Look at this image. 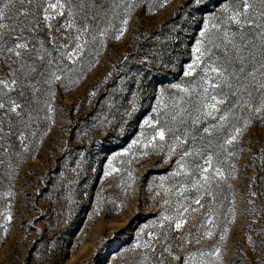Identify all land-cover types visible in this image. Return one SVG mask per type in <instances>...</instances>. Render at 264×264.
Returning <instances> with one entry per match:
<instances>
[{"label": "rangeland", "instance_id": "obj_1", "mask_svg": "<svg viewBox=\"0 0 264 264\" xmlns=\"http://www.w3.org/2000/svg\"><path fill=\"white\" fill-rule=\"evenodd\" d=\"M130 2L137 6L124 35L117 40L110 30L98 56L88 57L92 65L82 70L77 65L71 77L77 79L75 84L68 79L58 81L52 89L54 98L42 91L38 102H32L33 108L42 109L34 151L25 153L23 159L14 156L10 169L0 164V264H180L171 253L183 256L197 247L208 250L218 240L224 227L219 213H227L233 194L235 220L227 225L224 264H248L246 235L262 238L249 227L253 205L247 201L256 200L258 211L264 210V167L253 156L264 147V126L243 136L247 146L237 152L238 179L231 181L232 192L225 189L227 200L217 209L216 237L204 238L200 245L186 243L189 233L195 238L210 227L206 223L200 227L205 209L190 212L179 231L164 219L175 214L182 199L176 195L177 178L172 175L182 149L177 147L166 158L171 132L165 141L157 137L153 142L157 147L149 144L145 149L155 129L144 121L159 118L163 123L164 105L182 95L171 85L190 79L183 69L200 38L202 17L206 19L210 12H193L188 0ZM215 4L216 0H208L209 9ZM60 19L57 16L53 24ZM50 31L41 25L28 39L38 45L40 39H48ZM66 31L56 33L61 43L67 42L62 39ZM8 72V63L0 56V78ZM45 99L53 108L47 121ZM154 108L159 109V117ZM134 140L139 142L133 144ZM13 142L20 147L19 140ZM145 151L148 154L142 156ZM5 173L10 177L5 178ZM9 190L12 196L7 195ZM250 191L262 195L251 197ZM9 205L12 220L5 235ZM258 219L256 229L264 228V214Z\"/></svg>", "mask_w": 264, "mask_h": 264}, {"label": "snow or ice", "instance_id": "obj_2", "mask_svg": "<svg viewBox=\"0 0 264 264\" xmlns=\"http://www.w3.org/2000/svg\"><path fill=\"white\" fill-rule=\"evenodd\" d=\"M188 4L193 12L209 11L210 14L206 19L202 17L200 38L195 41L191 62L183 69V75L190 79L171 85L182 95L172 97V103L164 105L163 123L159 118L144 121L155 129L144 148L149 144L157 147L158 144L153 143L157 137L165 141L166 133L171 132L172 143L166 158H170L177 147L182 149L177 153L176 169L172 173L177 178L176 195L182 199L178 201L175 214L165 215L164 219L173 222L169 226L174 225L179 231L187 223L190 212L205 209L200 227L204 228L205 223L210 227L195 238L189 233L186 243L191 246L200 245L204 238L216 237L217 209H222L227 200L225 189L232 192L231 181L238 179L237 152L247 146L243 136L254 127L264 126V0H216L213 9H209L208 0H188ZM136 6L130 0H19V3L0 0V56L9 67L5 77L0 78V110L3 112L0 164L10 169L14 156L23 159L25 153L34 151L33 138L38 135L36 128L42 109L33 108L32 102H38L42 91L54 98L52 89L58 81L68 79L75 84L77 79L71 77L78 71L77 65L81 70L92 65L93 60L88 57L98 56L110 30L119 40L127 31L130 14ZM57 16L61 19L54 25ZM116 21H119L118 27ZM41 25L51 31L47 40L40 39L36 45L28 37L38 32ZM62 30H67L62 35L66 43H61V36L56 35ZM44 110V120H50L48 113H52L53 108L47 99ZM153 112L158 117L161 115L158 108ZM15 140H19V148ZM124 151L127 153L129 149ZM147 154L141 152L142 156ZM253 156L259 157L264 167V147L253 152ZM10 175L5 173V178ZM128 175L133 179L131 172ZM12 194L11 190L7 193ZM261 195L250 191L251 197ZM193 203L196 208L191 206ZM247 203L253 205L249 227L257 230L262 238L257 240L246 235L249 249L244 255L248 264H264L261 252L264 228L256 229L258 217L264 210L258 211L254 199ZM234 204L233 194L227 213H219L224 227L208 250L197 247L180 256L171 253L169 247L173 260L180 264H224L222 253L229 233L227 225L235 220ZM10 207L5 219V235L7 223L12 220ZM143 246L147 249L150 243L146 240Z\"/></svg>", "mask_w": 264, "mask_h": 264}]
</instances>
